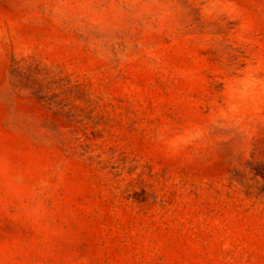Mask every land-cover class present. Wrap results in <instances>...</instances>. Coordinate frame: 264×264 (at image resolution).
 <instances>
[{
	"label": "rangeland",
	"instance_id": "1",
	"mask_svg": "<svg viewBox=\"0 0 264 264\" xmlns=\"http://www.w3.org/2000/svg\"><path fill=\"white\" fill-rule=\"evenodd\" d=\"M263 163L264 0H0V264H264Z\"/></svg>",
	"mask_w": 264,
	"mask_h": 264
},
{
	"label": "trees",
	"instance_id": "2",
	"mask_svg": "<svg viewBox=\"0 0 264 264\" xmlns=\"http://www.w3.org/2000/svg\"><path fill=\"white\" fill-rule=\"evenodd\" d=\"M263 165H264V163L261 164L260 166H263ZM261 171H264V168H261V169H260V172H261ZM258 172H259V171H258Z\"/></svg>",
	"mask_w": 264,
	"mask_h": 264
}]
</instances>
